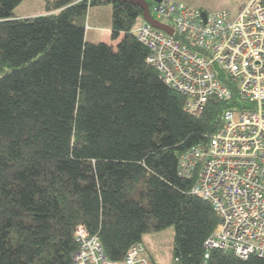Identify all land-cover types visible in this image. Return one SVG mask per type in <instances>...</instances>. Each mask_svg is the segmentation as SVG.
I'll return each instance as SVG.
<instances>
[{
	"label": "trees",
	"instance_id": "16d2710c",
	"mask_svg": "<svg viewBox=\"0 0 264 264\" xmlns=\"http://www.w3.org/2000/svg\"><path fill=\"white\" fill-rule=\"evenodd\" d=\"M21 1L0 0V264H75L80 223L111 260L174 225V264H264L206 248L217 214L192 191L199 166L178 173L181 154L207 147L227 108L248 107L237 85L221 72L232 97L212 95L190 114L147 61L134 32L140 3L46 0L44 13L20 17ZM98 3L112 5L109 40L87 37Z\"/></svg>",
	"mask_w": 264,
	"mask_h": 264
},
{
	"label": "built area",
	"instance_id": "2783aa9c",
	"mask_svg": "<svg viewBox=\"0 0 264 264\" xmlns=\"http://www.w3.org/2000/svg\"><path fill=\"white\" fill-rule=\"evenodd\" d=\"M149 6L156 18L170 21L174 33L145 19L134 32L147 46V61L159 77L186 96L187 112L200 114L212 95L232 97L221 72L248 103L247 108H227L207 147L196 145L181 154L178 173L190 177L199 166L192 191L209 200L218 217L207 249L264 256V0H246L236 16L219 9L204 17V11L181 0H151ZM75 237V264H156L141 242L116 261L84 223L76 227Z\"/></svg>",
	"mask_w": 264,
	"mask_h": 264
},
{
	"label": "rangeland",
	"instance_id": "374dc122",
	"mask_svg": "<svg viewBox=\"0 0 264 264\" xmlns=\"http://www.w3.org/2000/svg\"><path fill=\"white\" fill-rule=\"evenodd\" d=\"M188 5L201 9L202 11H215L228 9L236 16L246 0H181ZM46 0H22L16 7L15 13L18 15L33 13L41 14L45 12ZM156 16V13L153 11ZM162 21L170 23L166 18ZM86 27L93 28L102 34V37L111 39L108 27L112 23V5L110 3H98L92 5L86 16ZM98 26H90L91 24ZM97 23V24H95ZM174 240L175 227L170 225L163 229H150L143 233L142 243L146 247L147 253L154 259L156 264H174Z\"/></svg>",
	"mask_w": 264,
	"mask_h": 264
},
{
	"label": "water",
	"instance_id": "95a60500",
	"mask_svg": "<svg viewBox=\"0 0 264 264\" xmlns=\"http://www.w3.org/2000/svg\"><path fill=\"white\" fill-rule=\"evenodd\" d=\"M134 1L141 4V6L143 8V19L148 21L152 26L163 29L166 32H168L169 34L174 33V28L170 24L156 18L151 13L148 1H145V0H134ZM206 13H207L206 11L203 12L204 17H206Z\"/></svg>",
	"mask_w": 264,
	"mask_h": 264
},
{
	"label": "crops",
	"instance_id": "0c3cea01",
	"mask_svg": "<svg viewBox=\"0 0 264 264\" xmlns=\"http://www.w3.org/2000/svg\"><path fill=\"white\" fill-rule=\"evenodd\" d=\"M16 15L20 16V17H30V16H33L34 14L33 13H31V14L26 13V14H22V15H18V14H16ZM95 24H97V23H95ZM90 26H98V25H94L92 23ZM110 27L111 26L109 25V27H108L109 33H111ZM87 37H88V39H90L92 41L109 40L105 37H102V34L100 32H98L97 30L93 29L92 27L87 30Z\"/></svg>",
	"mask_w": 264,
	"mask_h": 264
},
{
	"label": "bare ground",
	"instance_id": "6f19581e",
	"mask_svg": "<svg viewBox=\"0 0 264 264\" xmlns=\"http://www.w3.org/2000/svg\"><path fill=\"white\" fill-rule=\"evenodd\" d=\"M148 22V21H147ZM149 23V22H148Z\"/></svg>",
	"mask_w": 264,
	"mask_h": 264
}]
</instances>
